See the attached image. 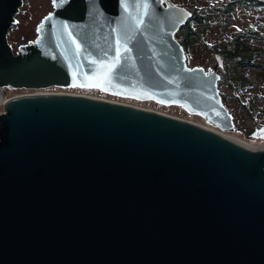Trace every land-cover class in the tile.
<instances>
[{
	"label": "water",
	"instance_id": "95a60500",
	"mask_svg": "<svg viewBox=\"0 0 264 264\" xmlns=\"http://www.w3.org/2000/svg\"><path fill=\"white\" fill-rule=\"evenodd\" d=\"M165 1L53 0L15 54L7 34L22 0H0V88L83 84L235 131L219 91L223 59L189 67L176 33L192 12ZM117 50L104 82L101 64ZM3 108L0 264H264V145L88 96Z\"/></svg>",
	"mask_w": 264,
	"mask_h": 264
},
{
	"label": "rangeland",
	"instance_id": "374dc122",
	"mask_svg": "<svg viewBox=\"0 0 264 264\" xmlns=\"http://www.w3.org/2000/svg\"><path fill=\"white\" fill-rule=\"evenodd\" d=\"M232 0H211V4L224 7ZM54 11L53 0H22V5L15 14L17 22L13 24L8 39L12 51L16 54L20 46L26 45L37 38L39 24L42 19ZM219 18L223 21L220 26L216 19L211 20L209 24L203 26L194 24L195 28L203 33V39L206 41L202 45H197L192 49V53L187 56V64L190 67L200 66L205 69L213 68L217 63V56L223 55L226 50L227 37H234L239 33L248 31V28L264 34V6L257 7L242 6L236 7L231 14L218 13L213 18ZM179 35V33H178ZM251 43L252 50L264 49L263 41H246ZM258 59L264 61V56L259 53ZM225 68L219 67V72L224 74L227 70L235 77L243 78L245 81H232L231 86L225 81V77L219 82V89L223 95V103L227 106L233 115L236 124V130L230 134L235 138L249 143L253 146L264 145V75L260 68L232 69L233 63L225 60ZM5 96L0 106L3 107L4 101L10 98H17L29 93H60L75 94L88 97L124 103L146 110L157 111L171 115L177 118L189 120L193 123L212 127L205 118L199 114L191 113L180 105H167L157 103L154 100H139L110 94L96 88H49L46 90L29 89H5ZM219 130V129H218Z\"/></svg>",
	"mask_w": 264,
	"mask_h": 264
},
{
	"label": "trees",
	"instance_id": "16d2710c",
	"mask_svg": "<svg viewBox=\"0 0 264 264\" xmlns=\"http://www.w3.org/2000/svg\"><path fill=\"white\" fill-rule=\"evenodd\" d=\"M237 5H242V6H250V7H257L260 5L264 6V3L259 2L258 0H233L231 3H227L223 8H221L220 13L223 14H231L233 11H235V7ZM216 19L219 21L220 26L224 25L223 21L219 20V18H213V16L206 21H203L202 19H196L193 18L194 23H198L201 26L204 24H209L211 20ZM208 21V22H207ZM193 32L197 31L194 25H191L190 27ZM252 28H248V31L242 32L237 34L234 37H227L228 39L226 40V43L228 44L226 46V50L223 52V56L225 57L226 60H230L231 63H233L232 69H249V68H260L263 71L264 75V61H260L258 59L259 53H262L264 56V49H256L252 50L251 43H248L246 41H263L264 42V34L257 35L254 33ZM255 34V35H253ZM195 38V42H197L200 39H203V33H198V31L192 34ZM231 39V40H230ZM193 40V41H194ZM225 81H227V84L230 85V87H233L231 85L232 81L236 82H244L245 80L243 78L235 77L233 74L230 73V71L227 70L226 76H225Z\"/></svg>",
	"mask_w": 264,
	"mask_h": 264
},
{
	"label": "flooded vegetation",
	"instance_id": "af4514ba",
	"mask_svg": "<svg viewBox=\"0 0 264 264\" xmlns=\"http://www.w3.org/2000/svg\"><path fill=\"white\" fill-rule=\"evenodd\" d=\"M168 1L171 4L178 5L181 7H185L192 12V17L189 18L187 20V22L184 25H182L181 28L179 29V31L176 33V38L179 40L182 48L185 51L186 61H187V56H188V54L192 53V49L194 47H196L197 45H202L206 41L205 39H200L197 42H195V40H194L195 37L192 34L195 33V35H196L197 31H198V33H201V32L199 30H197V28H196L197 31L193 32V30L190 28L191 25H194V24L200 25L198 23H194L193 18L202 19L203 21L209 20L212 16L218 15V13L221 11V8H223V7L211 4V2H210L211 0H168ZM232 1H230L228 3H231ZM258 1L264 3V0H258ZM163 3L165 5H167L165 0H163ZM237 6H239V5H237ZM236 7H235V10H236ZM15 18H16V15H15ZM11 28L8 31L7 38L9 36L10 31H11ZM253 32L256 33L257 31H253ZM178 33H179V35H178ZM256 34L259 35V33H256ZM253 35H255V34H253ZM8 41H9V39H8ZM219 56H221V58L223 59V65L220 68H225V66H226L225 60L226 59L221 54H219ZM194 67H196V66H194ZM191 68H193V67H191ZM218 72H219V70H218ZM219 74L221 75V79H220V81H221L222 78L226 76V74H225V72H224V74L222 72H219ZM219 91H220V89H219ZM220 95L223 99V95L221 94V92H220ZM234 123H235V121H234ZM235 128H236V124H235Z\"/></svg>",
	"mask_w": 264,
	"mask_h": 264
},
{
	"label": "bare ground",
	"instance_id": "6f19581e",
	"mask_svg": "<svg viewBox=\"0 0 264 264\" xmlns=\"http://www.w3.org/2000/svg\"><path fill=\"white\" fill-rule=\"evenodd\" d=\"M0 90H2V89L0 88ZM2 91H3L4 96H5V91H4V90H2ZM43 94H60V93H29V94H27V95H23V96H20V97H17V98H21V97H25V96H33V95H43ZM63 95H75V94H63ZM79 96H81V95H79ZM91 98L99 99V98H96V97H91ZM10 99H13V98H10ZM10 99H6V101H4V102H7V101L10 100ZM99 100H103V99H99ZM1 101H3V100H1ZM1 101H0V103H1ZM104 101H106V100H104ZM138 108H139V107H138ZM140 109H142V108H140ZM143 110H146V109H143ZM147 111H151V110H147ZM151 112L158 113V114H164V115H167V114H165V113H161V112H157V111H151ZM167 116H171V115H167ZM172 117H174V116H172ZM174 118H177V117H174ZM179 119H180V118H179ZM181 119H182V118H181ZM182 120H185V119H182ZM186 121L191 122V121H189V120H186ZM206 122H207V121H206ZM191 123H193V122H191ZM207 123H208V122H207ZM194 124H196V123H194ZM208 124H209V123H208ZM197 125H199V126H201V127H203V128H206L207 130H210V131H212V132H214V133H216V134H219V135L222 136V137L229 138V139H232V140H236V141H239L240 143L246 144L249 148L256 147V146L250 145L249 143L243 142V141H241V140L235 138L234 136H231L230 134H226V133L233 132V131H221V130H218L217 127H215V126H213V125H211V124H209V125H211V126L217 128V129H214V128H212V127H208V126H204V125H200V124H197Z\"/></svg>",
	"mask_w": 264,
	"mask_h": 264
},
{
	"label": "snow or ice",
	"instance_id": "6c2138e0",
	"mask_svg": "<svg viewBox=\"0 0 264 264\" xmlns=\"http://www.w3.org/2000/svg\"><path fill=\"white\" fill-rule=\"evenodd\" d=\"M54 3H55V0H54ZM145 8H147V4L144 5ZM190 15V13H189ZM65 27H67V25H65ZM77 47L79 48V45H77ZM124 51L127 53L128 51H130V49L127 48V46L125 45V48H124ZM119 57H120V53H119V50H117V55L114 59V62L112 64H109V65H104L103 63L101 64L102 68H106L107 71L103 74V81L104 82H109L108 81V77L110 75V73L112 72L113 68H115L116 64L119 63ZM78 87H85V85L81 84V85H76ZM93 87H101V83L98 82L97 84H94V85H91ZM102 90H106V89H102ZM261 131H264V130H261Z\"/></svg>",
	"mask_w": 264,
	"mask_h": 264
},
{
	"label": "built area",
	"instance_id": "2783aa9c",
	"mask_svg": "<svg viewBox=\"0 0 264 264\" xmlns=\"http://www.w3.org/2000/svg\"><path fill=\"white\" fill-rule=\"evenodd\" d=\"M5 113V110L2 106H0V114H4Z\"/></svg>",
	"mask_w": 264,
	"mask_h": 264
}]
</instances>
